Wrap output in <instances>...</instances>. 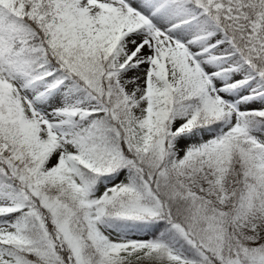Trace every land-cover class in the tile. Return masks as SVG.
<instances>
[{"label": "snow or ice", "instance_id": "snow-or-ice-1", "mask_svg": "<svg viewBox=\"0 0 264 264\" xmlns=\"http://www.w3.org/2000/svg\"><path fill=\"white\" fill-rule=\"evenodd\" d=\"M0 264H264V0H0Z\"/></svg>", "mask_w": 264, "mask_h": 264}]
</instances>
